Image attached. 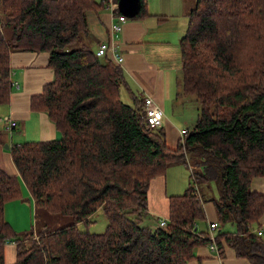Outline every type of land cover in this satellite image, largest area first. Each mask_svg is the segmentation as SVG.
Returning a JSON list of instances; mask_svg holds the SVG:
<instances>
[{
  "label": "trees",
  "instance_id": "1",
  "mask_svg": "<svg viewBox=\"0 0 264 264\" xmlns=\"http://www.w3.org/2000/svg\"><path fill=\"white\" fill-rule=\"evenodd\" d=\"M112 2L113 9L111 0H0V106L11 101L12 53L46 52L55 79L32 96L31 107L47 111L62 133L12 145L19 176L0 168V264L12 241L13 264H189L195 247L210 242L196 228L205 219L197 191L209 182L220 192L211 199L218 223L237 227L216 236L219 255L227 245L250 264H264V235L254 230L264 193L251 188L264 178V0H196L189 11L180 41L182 91L196 97L200 112L173 147L164 127L147 128L144 98L123 101V68L97 55L103 42L92 47L87 12L110 8L125 16L119 0ZM149 15L140 0L131 18ZM189 152L201 171L170 197L166 226L153 228L145 223L150 182L170 166L191 165ZM23 187L37 208L73 222L19 234L5 208ZM99 210L108 219L105 231L81 230Z\"/></svg>",
  "mask_w": 264,
  "mask_h": 264
},
{
  "label": "crops",
  "instance_id": "2",
  "mask_svg": "<svg viewBox=\"0 0 264 264\" xmlns=\"http://www.w3.org/2000/svg\"><path fill=\"white\" fill-rule=\"evenodd\" d=\"M147 2L149 16L143 19L128 17L123 23L122 31L116 37L119 45L118 52L124 57L121 67L123 68L126 84L134 87V90L129 87V94L133 102L135 96L139 98L153 97L162 105L164 116L170 121L171 114L174 111L170 106L173 104L175 95L170 88L171 83L166 77L167 68L172 67L169 65L171 64L169 45L170 38L176 36L173 34L174 29L176 31L180 29L182 33L185 31V8L174 12L168 8L171 3L169 0H147ZM87 15L90 36L93 40L92 47L96 50L100 43L111 41V24L113 21L120 22L119 17L121 15H114L113 10L110 8L103 9L100 12L91 10L87 12ZM180 64L179 56L175 68L178 69ZM11 65L13 74L11 101L9 104L0 106V168L10 175L19 176L10 154V147L13 144H21L25 141L58 140L62 138V133L56 127L55 122L51 120L47 111L33 110L31 107L32 96L41 94L44 85L55 79L54 70L49 67V54L46 52L14 51L11 55ZM172 65L174 66V64ZM140 104L143 105V103ZM131 105H135V102ZM6 116H10L17 122V126L13 130L6 128V123L2 120ZM180 136L181 134H179L178 139ZM171 144L169 145L172 147L176 146V144ZM6 145L9 148H6ZM180 165L170 166L164 175H159L150 182L147 194L148 216L145 218V223L153 228L158 226L160 219L169 220L170 197L183 194L190 185V175L187 176L184 166ZM251 188L253 191L264 193V178L257 177L253 179ZM197 192L201 197V190L198 189ZM219 193L217 188V194L213 191L212 198H218ZM14 203L21 208V211L26 204L29 208L37 207L27 189L26 192L23 191L21 198L6 204L5 217L13 228L19 232L20 227L8 218ZM17 207H12V209H17ZM204 208L205 219L199 221L196 225L199 232L217 236L224 231L223 227L227 224L236 227L235 223H227L225 226L218 223V215L213 201L207 204L204 202ZM213 222L218 223L215 230L210 229V224ZM259 224L254 227V230L261 228L260 230L264 235V215ZM236 230L233 232H236ZM194 255L195 257L190 260L189 264H250L247 258L238 257L235 250L227 245L225 246L224 255H219V253L211 250L209 244L206 243L195 247ZM16 259V243L13 241L6 243V264L15 263Z\"/></svg>",
  "mask_w": 264,
  "mask_h": 264
},
{
  "label": "rangeland",
  "instance_id": "3",
  "mask_svg": "<svg viewBox=\"0 0 264 264\" xmlns=\"http://www.w3.org/2000/svg\"><path fill=\"white\" fill-rule=\"evenodd\" d=\"M171 3L169 4L168 8L171 11H179L181 8H185V31L188 25V11H191L193 7H195L194 2L195 0H169ZM130 18V17H129ZM183 32V33H184ZM183 33L181 30L174 29L173 34L176 36H172L170 38V45H169V53L171 55V65L172 67L167 68L166 70V77L171 83V89L175 95L173 99V104L170 106L173 108V113L171 114L170 121L166 119L164 116V130L166 132L168 144L175 145L178 141V136L182 129H192L195 125L197 118L200 112V104L194 95H185L182 91V72H181V64L179 68H175V64L177 65V60L181 61V46L180 41L182 39ZM185 34V33H184ZM182 35V36H181ZM174 64V66L172 65ZM171 69V70H170ZM129 87L134 90L133 86H128V84L122 88V99L128 104H134L133 99L129 94ZM179 91V94H178ZM177 94V97H176ZM13 120L10 116H6L2 118L3 121L6 123V128L8 130H13L15 127L8 128V120ZM7 120V121H6ZM161 128V127H160ZM159 130V128H156ZM171 142H170V141ZM189 163L191 165L187 166L184 163H181L180 166H184L185 173L187 176L190 175V183L194 181L193 175L194 173L201 171L200 167V158L195 156L193 153L189 152L188 154ZM177 165V164H176ZM193 168V171H192ZM199 188L203 195V200L205 204L210 203L211 198L213 197V191L217 194V186L215 182L209 183H200ZM23 191L26 192V188L23 187ZM29 195L27 194V197ZM218 196V195H217ZM13 208H16L17 205L14 203L12 205ZM8 215V218L18 227L19 234H23L27 231H32V229H42L45 226H48L49 229L53 230L58 227H62L65 225H69L73 222L71 216L67 215H59V214H52L45 209L42 208H29L28 205L24 207V209L17 207V209H12ZM10 209V208H9ZM90 220L92 223L84 224L81 223L79 228L83 231H89L92 233H102L105 231L106 226L108 224L107 216L104 214L103 210H99L94 213ZM18 223V224H17ZM20 225V226H19ZM224 231L233 232L236 230V227L231 224H227L223 227Z\"/></svg>",
  "mask_w": 264,
  "mask_h": 264
},
{
  "label": "built area",
  "instance_id": "4",
  "mask_svg": "<svg viewBox=\"0 0 264 264\" xmlns=\"http://www.w3.org/2000/svg\"><path fill=\"white\" fill-rule=\"evenodd\" d=\"M110 7L111 9L114 8V4L112 0L110 3ZM126 18L127 17L125 16H120L119 17L120 22H116V21L112 22L111 41L103 42L97 51L98 56H107L109 57V59H111L113 62H115L118 65H122L124 61V57L121 53L118 52L119 45L116 41V37H118L119 33L121 32L123 28V23L126 21ZM144 101H145L144 102V112H145V118L147 122V128L149 130H152V129L161 127L163 125V120H164V111H163L162 105L158 101H156L153 97H145ZM7 125H8L7 126L8 128H12V127L17 126V122L15 120L9 119ZM187 132H188L187 129H182L180 131V134L181 136H184L187 134ZM197 194L200 196L198 192ZM167 223H168V220L162 218L159 220L158 226L163 227V226H166ZM217 226H218V223L213 222L210 224V229L215 230ZM262 233H263L262 230H258V234H262ZM208 238L210 239L209 247L211 248V250L218 253V247L215 242L216 235L209 234Z\"/></svg>",
  "mask_w": 264,
  "mask_h": 264
},
{
  "label": "water",
  "instance_id": "5",
  "mask_svg": "<svg viewBox=\"0 0 264 264\" xmlns=\"http://www.w3.org/2000/svg\"><path fill=\"white\" fill-rule=\"evenodd\" d=\"M118 8L127 17H134L140 9V0H119ZM9 148L8 145L5 146Z\"/></svg>",
  "mask_w": 264,
  "mask_h": 264
}]
</instances>
